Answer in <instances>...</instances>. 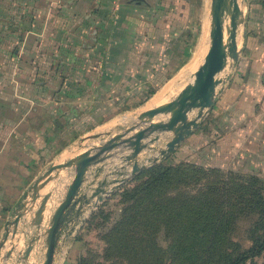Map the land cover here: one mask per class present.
<instances>
[{
    "label": "crops",
    "instance_id": "0c3cea01",
    "mask_svg": "<svg viewBox=\"0 0 264 264\" xmlns=\"http://www.w3.org/2000/svg\"><path fill=\"white\" fill-rule=\"evenodd\" d=\"M258 2L249 0L248 34L233 75L184 143L199 161L264 169V9ZM161 6L168 7L162 12L171 17L168 24L185 21L186 0H0V240L38 177L113 119L100 109L104 114V105L120 98L129 76L135 80L134 67L141 63L146 71L153 54L160 59L151 50L143 55L139 31L158 21ZM27 225L21 220V245L5 264H26L20 247ZM28 263L38 258L30 255Z\"/></svg>",
    "mask_w": 264,
    "mask_h": 264
},
{
    "label": "rangeland",
    "instance_id": "374dc122",
    "mask_svg": "<svg viewBox=\"0 0 264 264\" xmlns=\"http://www.w3.org/2000/svg\"><path fill=\"white\" fill-rule=\"evenodd\" d=\"M186 1L189 10L184 22L174 19L168 24L171 17L163 15L168 7L161 6L158 21L154 25L144 24L139 31L144 35L141 51L145 55L151 50L159 54L160 59L156 60V54H153L150 60L153 64L150 65L149 61L147 66L151 72L142 71L146 66L140 69L141 63L137 64L132 73L135 80L130 81L132 76L128 77L120 98L115 103L105 104L104 114L99 108L101 115L113 119L81 138L57 161L66 162L76 153L81 154L101 144L100 140L90 137L116 133L132 126L141 112L155 107L151 106V101L157 95L177 85L166 101L171 100L181 87L190 82L191 71L202 59L209 44L210 0ZM256 1H260L258 3L264 9V0ZM242 6L247 19L249 0H242ZM171 33L173 37H170ZM148 34H153L155 39L150 41ZM247 34L246 23V35L240 37L243 49ZM142 62L144 64L145 61ZM238 62L225 71L226 82ZM144 75H150L146 78L149 81L147 84L143 83ZM152 90L155 94L146 99ZM96 114L100 116V112ZM97 122H101L100 119H96ZM203 123L204 120L200 126ZM189 137L166 158L160 157L156 163H148L146 169L124 183L98 208L91 212L85 209L78 219L67 224L56 250L57 260L61 264H228L243 252L257 247L264 238V212L259 201V193L264 186V169L230 168L199 161L198 153L184 150V143ZM168 139L170 136L155 147L162 149ZM150 156L155 157L157 153L146 151L143 158ZM115 165L114 160L110 162L104 174L112 171ZM60 173L66 177V182L61 185L59 194H54L49 200L45 224L54 206L62 199L64 186L73 176L72 169ZM172 183L175 185L172 186ZM54 185L55 181L47 186L48 193ZM170 199L178 203L179 219L173 222H167L170 216L167 202ZM186 199L191 201L182 206L181 201ZM205 200L204 214L198 215L197 209L203 207ZM187 209L191 214L188 217L190 228L184 231L180 227L187 224L183 222ZM34 235H37L36 230L28 228L26 247ZM44 246V238H41L31 253L38 258V264L45 259ZM28 261L26 264H30ZM244 264H264V252Z\"/></svg>",
    "mask_w": 264,
    "mask_h": 264
},
{
    "label": "water",
    "instance_id": "95a60500",
    "mask_svg": "<svg viewBox=\"0 0 264 264\" xmlns=\"http://www.w3.org/2000/svg\"><path fill=\"white\" fill-rule=\"evenodd\" d=\"M246 21L242 0H210L209 44L202 59L192 69L190 82L181 87L173 99L141 112L132 126L116 133L90 137L100 140V145L66 162L52 163L34 182L30 195L17 206L15 216L7 222L0 240V264H5L21 245L17 233L23 219L28 223L26 232L33 228L37 235L28 240L27 247H20V258L27 262L35 244L44 238L45 259L41 264H54L62 231L67 224L78 219L85 209L91 212L98 208L124 183L146 169L148 163L166 158L192 135L214 106L218 91L226 82L225 71L240 59L243 51L240 37L246 35ZM168 136L170 139L162 149L155 147ZM146 151H155L157 156L144 159ZM111 160L116 165L104 174ZM129 167V173H126ZM70 169L73 170L71 181L64 186L63 197L45 224L49 200L59 194L61 185L66 182L60 172ZM54 181L56 185L48 193L47 186ZM9 245L11 248L3 254Z\"/></svg>",
    "mask_w": 264,
    "mask_h": 264
},
{
    "label": "trees",
    "instance_id": "16d2710c",
    "mask_svg": "<svg viewBox=\"0 0 264 264\" xmlns=\"http://www.w3.org/2000/svg\"><path fill=\"white\" fill-rule=\"evenodd\" d=\"M155 94V90H152L146 97V99L150 98L151 96H153ZM127 110V109H126ZM168 174V172L165 173V176ZM175 183H172V186H174ZM190 199H186L184 201H181L182 206L184 205H188V201ZM191 201V200H190ZM259 201L261 202L262 206H263V212H264V186L261 190V192L259 193ZM169 204V213L168 215H170L167 219V222L171 220V222H173L174 220H176L177 218L179 219V212L177 211V202L175 201V199H170L168 202ZM177 203V204H176ZM206 205V200L204 202L203 207L197 209L198 215H203L204 214V208ZM189 215H191L190 213H188V209L185 213V215L183 216V222L187 223L186 225L181 226L180 224V228H182L184 231L186 229H189ZM263 231H264V216H263ZM264 252V238L261 241V243L257 246V247H252L249 250L243 252L242 254L238 255L235 259L230 260V262L228 264H244L246 261H248L249 259L255 258L257 256H259L260 254H262Z\"/></svg>",
    "mask_w": 264,
    "mask_h": 264
},
{
    "label": "bare ground",
    "instance_id": "6f19581e",
    "mask_svg": "<svg viewBox=\"0 0 264 264\" xmlns=\"http://www.w3.org/2000/svg\"><path fill=\"white\" fill-rule=\"evenodd\" d=\"M171 84H173V83H171ZM179 85H181V83L179 84ZM177 86V85H176ZM176 86H171V87H168L166 90H165V88H164V92L163 93H161V94H159V95H157L152 101H151V106H157V105H160V104H162V103H165V102H167L166 100L169 98V96L174 92L173 90H174V88L176 87ZM167 87V86H166ZM177 89V88H176ZM175 89V90H176ZM169 101V100H168Z\"/></svg>",
    "mask_w": 264,
    "mask_h": 264
}]
</instances>
